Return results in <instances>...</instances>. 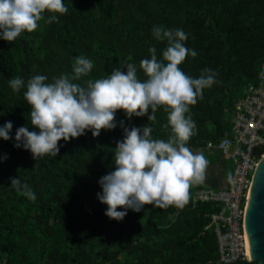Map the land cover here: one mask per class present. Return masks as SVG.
<instances>
[{
    "label": "trees",
    "instance_id": "obj_1",
    "mask_svg": "<svg viewBox=\"0 0 264 264\" xmlns=\"http://www.w3.org/2000/svg\"><path fill=\"white\" fill-rule=\"evenodd\" d=\"M63 3L68 11L56 13L57 21L46 23L53 15L46 11L33 32L22 33L12 43L0 38V127L13 124L12 138L0 137V264H226L218 261L216 236L207 227L210 213L219 208L214 203H193L190 195L183 209L145 205L139 212L128 209L117 221L105 215L108 206L98 199L100 178L115 170L114 151L124 138V127L150 124L152 138L167 141L171 130L162 107L154 121L148 120L151 109L131 119L118 110L115 129L101 130L98 137L86 130L78 138L61 139L55 157L35 160L29 150L15 147V134L21 126L38 131L24 99L31 77L45 75V82L51 83L54 77L72 73L75 57L85 56L93 69L75 83L105 78L117 67L126 73L127 63L136 65L144 81L139 62L151 58L152 47L162 59L168 46L167 40L153 36V28L161 27L183 30L184 46L196 51L180 65L184 73L199 78L207 68L215 74V83L186 113L196 125L186 146L205 147L209 140L230 135L236 102L245 85L257 80L264 60V0ZM17 76L25 81L19 93L9 86ZM12 177L26 183L36 199L11 187Z\"/></svg>",
    "mask_w": 264,
    "mask_h": 264
},
{
    "label": "clouds",
    "instance_id": "obj_2",
    "mask_svg": "<svg viewBox=\"0 0 264 264\" xmlns=\"http://www.w3.org/2000/svg\"><path fill=\"white\" fill-rule=\"evenodd\" d=\"M46 11L53 14L46 20L51 23L58 20L56 13L66 14L68 9L63 0H0V38L12 43L22 33L33 32ZM153 36L167 40L168 46L162 59L157 58L152 47L151 58L139 62L147 77L144 81L138 78L136 65L127 63L126 73L117 67L105 78L89 79L86 85L75 83L93 69V62L85 56L75 57L72 73L54 77L51 83L45 82V75L31 77L24 99L31 106L30 123L38 131L21 126L15 134V147L29 150L35 160L45 155L55 157L60 152L61 139L78 138L86 130L98 137L101 130L115 129L118 110L131 119L143 117L151 109L148 120L154 121L157 109L162 107L168 117L166 127L171 130L167 141L153 139L150 124L124 127V138L117 142L114 151L115 170L99 180L102 192L97 196L108 206L105 215L117 221L124 219L128 209L139 212L145 205L183 209L190 200V188L206 180L208 160L186 146L196 134L195 122L186 113L197 98L203 99V90L215 83V74L205 68L199 78H193L181 70L180 65L189 54L197 55L184 46L187 35L183 30L154 27ZM9 86L19 93L25 81L17 76L9 80ZM120 124L123 126V121ZM12 128V122H6L0 127V137L11 139ZM217 141L209 140L206 147L218 149L208 145ZM228 181H232L231 174ZM10 186L30 200L36 199L31 188L18 177L11 178Z\"/></svg>",
    "mask_w": 264,
    "mask_h": 264
},
{
    "label": "built area",
    "instance_id": "obj_3",
    "mask_svg": "<svg viewBox=\"0 0 264 264\" xmlns=\"http://www.w3.org/2000/svg\"><path fill=\"white\" fill-rule=\"evenodd\" d=\"M231 161V177L224 188L196 186L190 192L193 203L211 202L219 206L210 213L207 227L214 230L218 261L248 260L244 217L258 163L264 156V60L257 80L248 82L236 102L231 134L209 142Z\"/></svg>",
    "mask_w": 264,
    "mask_h": 264
},
{
    "label": "water",
    "instance_id": "obj_4",
    "mask_svg": "<svg viewBox=\"0 0 264 264\" xmlns=\"http://www.w3.org/2000/svg\"><path fill=\"white\" fill-rule=\"evenodd\" d=\"M244 226L248 260L264 264V158L258 164L253 177Z\"/></svg>",
    "mask_w": 264,
    "mask_h": 264
},
{
    "label": "crops",
    "instance_id": "obj_5",
    "mask_svg": "<svg viewBox=\"0 0 264 264\" xmlns=\"http://www.w3.org/2000/svg\"><path fill=\"white\" fill-rule=\"evenodd\" d=\"M193 153H202L208 160V167L206 169V180L201 185L214 188H224L228 184V176L231 174L232 164L230 161L222 157L220 151L216 148L195 146L190 148Z\"/></svg>",
    "mask_w": 264,
    "mask_h": 264
},
{
    "label": "bare ground",
    "instance_id": "obj_6",
    "mask_svg": "<svg viewBox=\"0 0 264 264\" xmlns=\"http://www.w3.org/2000/svg\"><path fill=\"white\" fill-rule=\"evenodd\" d=\"M263 158H264V156L262 157V159H263ZM262 159H261V160H262ZM261 160H260V161H261ZM259 163H260V162H259ZM259 163H258V164H259Z\"/></svg>",
    "mask_w": 264,
    "mask_h": 264
},
{
    "label": "rangeland",
    "instance_id": "obj_7",
    "mask_svg": "<svg viewBox=\"0 0 264 264\" xmlns=\"http://www.w3.org/2000/svg\"><path fill=\"white\" fill-rule=\"evenodd\" d=\"M38 25H39V22H38ZM233 112V111H232Z\"/></svg>",
    "mask_w": 264,
    "mask_h": 264
}]
</instances>
